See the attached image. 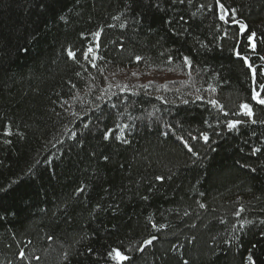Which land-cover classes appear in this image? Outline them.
Instances as JSON below:
<instances>
[{
	"label": "trees",
	"instance_id": "16d2710c",
	"mask_svg": "<svg viewBox=\"0 0 264 264\" xmlns=\"http://www.w3.org/2000/svg\"><path fill=\"white\" fill-rule=\"evenodd\" d=\"M222 2L255 50L215 0H0V264H264V0Z\"/></svg>",
	"mask_w": 264,
	"mask_h": 264
},
{
	"label": "snow or ice",
	"instance_id": "6c2138e0",
	"mask_svg": "<svg viewBox=\"0 0 264 264\" xmlns=\"http://www.w3.org/2000/svg\"><path fill=\"white\" fill-rule=\"evenodd\" d=\"M173 2L175 3L176 0H173ZM179 2L180 3H185V0H179ZM187 3L191 4L192 0H187ZM199 7L202 8V9L203 8L211 9L213 6L212 5L200 4ZM215 8H216L217 18L220 21H223L225 23H235L238 26L239 33H241V34L247 32V40L249 41L251 48L253 50H255L256 43L254 41H255V38L257 36V33L255 31H251L248 28L247 24L241 22L238 19H235V16L238 14L237 11L235 9H233V8L227 7L222 2V0H215ZM193 15H195V13H193ZM179 19L181 21H183L184 17L181 16V17H179ZM120 27L123 28L124 25L121 24ZM94 35L96 37H100L101 32L98 31V32L94 33ZM96 47H98V45ZM234 51H235V49H234ZM66 52H67V56L69 58H71L73 60L77 59V53L74 50L67 49ZM93 52H94V48L93 47H89L87 49V51L83 53L84 59L89 60L91 62L92 60L99 58V57H96V56H92L91 54ZM235 54L237 56L241 55V53L239 51H235ZM259 58L261 60H264V56H261ZM141 59L142 58L139 57V56L136 57V60L138 62ZM243 59H244V63L251 70L252 77H253V83L255 84L256 83L257 69L251 63L248 62V58L247 57H243ZM183 60H184V64L186 66L191 67V61H190V59L188 57H184ZM92 67H96L95 63H92ZM77 75H79V73H77ZM134 75H135V73H134ZM258 88L260 90H264V83L259 84ZM209 89L211 91H213V92L216 91V89L213 88L211 85H209ZM197 91H199V89H197ZM197 99H202V97L197 96ZM252 100H255L260 105H264V98H262V93H261V91L256 90V88L253 89ZM185 102H187V101H185ZM208 103L211 104L214 108H216L219 111L223 112V114L225 116L229 115L228 112L224 111V106L219 101H217L215 99H211V100L208 101ZM113 107H115V105H113ZM239 107L242 110L243 115H245V116H247V117H249L251 119V123H253V124L257 123V119L255 118V113L253 112L252 108L250 107V105L248 103H241L239 105ZM101 115H103V112L101 113ZM234 115H240V113H234ZM100 119H101V117H97V120H100ZM241 123H244V121H241V120H229V121H227V125L226 126H227V128L229 130H233V129H236ZM260 123H264V121H260ZM209 126L211 127V125H209ZM85 127L87 128L88 125H85ZM118 127H120V126H118ZM123 127H127V126L125 125ZM4 134L5 135H11L12 133H11V131H6ZM111 135H112L111 131H107L106 130L103 133V139L104 140H108ZM190 137H191V134H190ZM196 138L197 137H191V139H196ZM200 138H202L205 143H207L209 141V139H210L209 135L206 132H201L200 133ZM117 139H124V137L123 136H118ZM180 139L184 143V146L187 149V151L189 153H191L192 156H198V153H196L193 150V148L188 144V142L186 140H184L183 137H180ZM125 142H127V141L125 140ZM259 151H260V149H258V148L254 149L253 150V154H255L256 152H259ZM104 159L107 160L108 157H104ZM194 163H195V161H194ZM156 179L159 180V181H163L165 178L163 176H157ZM0 191H6V189H0ZM84 191H85V188H83V187H80V188H78L76 190L77 194H81ZM201 195H204V194L201 193ZM97 207H99V206H97ZM199 207L200 208H205L206 205L203 204V203H199ZM242 211H244V209L240 208L237 212H235V215L239 216L240 212H242ZM184 215H188V213L185 212ZM2 218L3 217H0V219H2ZM244 223H251V222L250 221H245ZM261 223H264V221H261ZM194 226L195 225H193V227ZM240 226L243 227L244 224L242 223ZM152 227L153 228H157V229H162V228L166 227V225H163V224H160V225L152 224ZM48 239L51 240L52 237L50 236V237H48ZM157 239H158V237L156 235H151L148 238H146L143 241H141L140 244L135 247V249L126 248V247L123 246L122 243L119 246H116V247H109L107 249V251L103 255L104 264H110V262H113V261L115 262V264H132V261H133L132 253L133 252L143 253L147 247L154 246V241H156ZM88 251L91 252L92 249H88ZM25 256H26L25 251L23 249H21L19 251V253H18V258L23 260L25 258ZM34 259L40 260V257L36 256V257H34ZM65 259H67V254H65ZM246 259H247V264H256V261L254 259L253 254H249ZM183 264H188V261L184 260Z\"/></svg>",
	"mask_w": 264,
	"mask_h": 264
}]
</instances>
